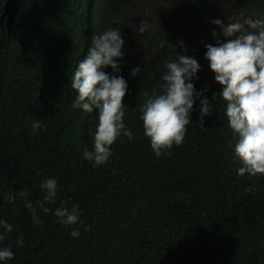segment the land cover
<instances>
[{
  "label": "trees",
  "instance_id": "obj_1",
  "mask_svg": "<svg viewBox=\"0 0 264 264\" xmlns=\"http://www.w3.org/2000/svg\"><path fill=\"white\" fill-rule=\"evenodd\" d=\"M253 14L264 17V0H0V218L13 225L0 246L15 253L6 264H264V175H237L224 102H213L205 129L194 110L183 144L160 157L137 110L143 93L160 91L170 45L198 61L194 85L207 88L211 102L220 85L205 45L215 44L213 31L223 38L210 21ZM142 20L150 28L139 36ZM108 28L125 41L119 74L133 139L118 138L108 162L93 167L82 153L92 150L95 110L72 109L70 83L91 38ZM164 39L170 45L158 47ZM137 66L142 71L131 78ZM35 120L42 127L33 134ZM49 177L59 191L46 206L78 205L77 225H61L38 207L41 223L33 224L24 201L35 207ZM73 228L79 237L70 236Z\"/></svg>",
  "mask_w": 264,
  "mask_h": 264
},
{
  "label": "clouds",
  "instance_id": "obj_2",
  "mask_svg": "<svg viewBox=\"0 0 264 264\" xmlns=\"http://www.w3.org/2000/svg\"><path fill=\"white\" fill-rule=\"evenodd\" d=\"M253 16L243 17L242 22L224 23L218 18L210 21L218 26L219 36L223 38H217V32L213 31L215 44L205 45L204 59L214 74V82L220 85V91L212 94L211 102L204 96L208 89L197 91L194 85L200 70L198 61L183 51H176L177 46L170 45L165 39L160 42V48L165 45L172 47V58L163 64L160 91L153 90L151 95L143 93L137 109L143 134L149 140L154 156L160 157L174 145L179 147L183 144L194 110L199 112L198 125L205 129L204 118L212 114L213 102L220 99L224 102V115L236 141L232 151L234 159L241 165L236 169L237 175H264V17ZM149 28V23L142 20L134 29L141 36ZM124 44L120 29L108 28L94 35L86 56L79 61L71 77L70 87L76 93L72 109L87 114L95 110L97 123L92 133V150L85 149L82 153L93 167L108 162L112 156L111 145L118 138L133 139V132L124 123L128 105L123 98L128 92V84L119 74ZM179 47L183 49L182 42ZM109 68L111 72L105 71ZM141 71L139 66L132 68L130 77L136 78ZM197 101L198 107L194 109ZM41 127V122L35 120L31 131L35 134ZM39 187L43 191V199L36 202L35 207L27 199L24 201L33 224L41 223L37 207L44 213L51 212L61 225L80 223L78 205L72 204L70 208L60 206L54 210L46 206L56 201L59 191L56 178L43 180ZM7 200L14 202L15 197L9 195ZM12 232L13 225L0 218V242ZM70 236L79 237V230L73 228ZM15 243L23 247L24 241L17 237ZM14 255L11 247L0 246V264H6Z\"/></svg>",
  "mask_w": 264,
  "mask_h": 264
}]
</instances>
